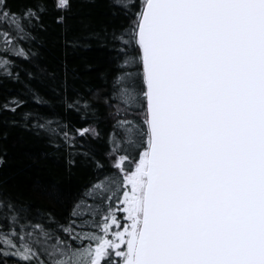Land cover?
<instances>
[{"label":"snow or ice","instance_id":"1","mask_svg":"<svg viewBox=\"0 0 264 264\" xmlns=\"http://www.w3.org/2000/svg\"><path fill=\"white\" fill-rule=\"evenodd\" d=\"M49 3L62 22L70 0L17 11L0 0V82L23 88L0 112L15 115L28 96L38 107L25 126L91 178L61 215L0 191V264H264V0H113L128 22L105 34L116 63L103 97L69 96L42 68L23 69L27 80L14 70L9 56L35 57L24 45ZM101 100L119 101L120 131L97 156L99 127L55 109L91 121Z\"/></svg>","mask_w":264,"mask_h":264},{"label":"trees","instance_id":"2","mask_svg":"<svg viewBox=\"0 0 264 264\" xmlns=\"http://www.w3.org/2000/svg\"><path fill=\"white\" fill-rule=\"evenodd\" d=\"M13 11L21 10L28 0H9ZM133 3L136 0H124ZM60 12L51 10L43 17V29H35L36 40L24 46L30 47L35 57L22 60L14 56L8 59L20 65L22 78L27 80L23 69L38 71L45 69L54 84L61 87L67 81V93L86 96H107L112 87V73L115 71V52L111 41L105 39L106 33L119 29L127 24V19L113 0H70V7L63 13L64 20L57 22ZM134 71V69H129ZM51 82V80H50ZM31 84L37 87L42 95L54 98L47 85L36 80ZM22 85L11 80L0 82V104L12 95L22 94ZM27 103L15 115L11 112H0V191L13 200L25 202L32 208L50 209L57 215L65 214L76 194L91 178V168L84 166L77 157V164L69 169L67 154L61 149H53L47 137L38 135L26 127L22 113L37 108L28 96L23 97ZM112 107L101 100L96 105V120H81L76 113L65 114L61 106L55 111L71 120L75 126L92 122L101 131V138L88 143L94 147L97 156H103L108 148L107 137L120 129L113 128L117 117L116 105ZM48 112L47 108L40 109ZM134 110L130 109V113ZM91 115V114H90ZM127 115L121 114V119ZM15 120L16 123H12ZM14 258H9V264Z\"/></svg>","mask_w":264,"mask_h":264}]
</instances>
